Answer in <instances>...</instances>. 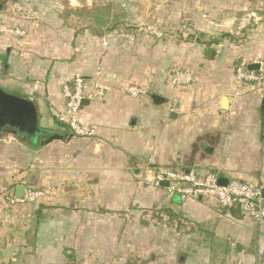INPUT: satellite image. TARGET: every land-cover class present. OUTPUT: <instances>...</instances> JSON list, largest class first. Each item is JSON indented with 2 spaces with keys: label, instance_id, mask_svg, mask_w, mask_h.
Returning <instances> with one entry per match:
<instances>
[{
  "label": "crops",
  "instance_id": "crops-1",
  "mask_svg": "<svg viewBox=\"0 0 264 264\" xmlns=\"http://www.w3.org/2000/svg\"><path fill=\"white\" fill-rule=\"evenodd\" d=\"M81 1L0 0V91L34 111L22 134L0 127V264H264V225L147 185L161 170L264 177V94L233 77L264 61V0ZM177 68L191 85H171ZM97 74L109 92L77 114L93 135L73 136L62 85L79 75L90 93ZM21 186L47 194L9 208Z\"/></svg>",
  "mask_w": 264,
  "mask_h": 264
},
{
  "label": "built area",
  "instance_id": "built-area-1",
  "mask_svg": "<svg viewBox=\"0 0 264 264\" xmlns=\"http://www.w3.org/2000/svg\"><path fill=\"white\" fill-rule=\"evenodd\" d=\"M185 28L189 30L190 26L184 24ZM1 31L15 38L26 35L24 30L12 27L3 28ZM125 38L129 42L133 40L131 34H125ZM249 64H257L258 69L255 71L248 70ZM98 77L97 74L93 90L90 93H86L84 79L79 75L62 85L61 92L65 101L64 111L56 114V120L66 126L73 136L91 137L93 135L92 129L80 125L77 114L83 101H101L109 92V87L100 82ZM233 77L239 86H255L264 94V61L238 60L234 65ZM169 81L173 87L181 88L192 83L193 76L188 71L175 69L171 73ZM124 92L132 98H137L146 93L136 86H127ZM147 185L154 189L164 188L170 194L177 195L181 202L188 199L214 200L221 209H236L253 223L264 225L263 176H259L256 183L231 180L221 185L218 183V177L212 173L201 176L194 169L187 171L161 170ZM46 194L45 191L27 187L23 189L21 198L9 195L7 205L9 208H14L20 204H36Z\"/></svg>",
  "mask_w": 264,
  "mask_h": 264
},
{
  "label": "water",
  "instance_id": "water-1",
  "mask_svg": "<svg viewBox=\"0 0 264 264\" xmlns=\"http://www.w3.org/2000/svg\"><path fill=\"white\" fill-rule=\"evenodd\" d=\"M211 52H208L210 54ZM248 70L255 71L258 69L257 64H249L247 66ZM84 103V101H83ZM4 122H2V119ZM31 121H34V111L33 106L31 103L21 100L19 98H16L14 96L3 94L0 91V127L8 124L10 127L15 128L18 131V134H22V126L23 124H31ZM29 125V124H28ZM13 134L16 133V131L12 132ZM35 131H28L26 134L30 136L35 135ZM61 139L60 136L54 135L51 136L46 143H49L51 141ZM218 183L223 185L227 183L223 179L219 178ZM165 186V185H164ZM23 194V187H19L16 191V197L21 198ZM264 196V192H263Z\"/></svg>",
  "mask_w": 264,
  "mask_h": 264
},
{
  "label": "rangeland",
  "instance_id": "rangeland-1",
  "mask_svg": "<svg viewBox=\"0 0 264 264\" xmlns=\"http://www.w3.org/2000/svg\"><path fill=\"white\" fill-rule=\"evenodd\" d=\"M72 1L73 0H63V3L64 4H68V3H72ZM81 2H89L88 0H82ZM82 30H80V32H81ZM183 33L182 32H178L180 35H182V36H184V37H186V38H189V37H191V35H190V33H192V32H189L190 31V29L189 30H186V29H183ZM2 32V31H1ZM2 33H4V32H2ZM127 33H129V34H131V35H133V36H135L136 34H142L143 33V30L141 29V27H140V29H139V27H123V28H121V29H119V32H117L116 34H118V35H125V34H127ZM5 34V33H4ZM150 35H153V34H150ZM177 69H180V68H177ZM182 70V69H181ZM1 72V71H0ZM189 85H191V83L189 84ZM189 85H186V86H189ZM182 87H185V86H182ZM2 132H5L4 130H2Z\"/></svg>",
  "mask_w": 264,
  "mask_h": 264
}]
</instances>
